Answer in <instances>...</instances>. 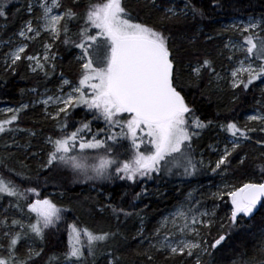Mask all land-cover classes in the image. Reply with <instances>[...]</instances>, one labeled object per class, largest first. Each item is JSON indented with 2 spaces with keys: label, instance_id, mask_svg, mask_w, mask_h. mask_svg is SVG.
<instances>
[{
  "label": "snow or ice",
  "instance_id": "1",
  "mask_svg": "<svg viewBox=\"0 0 264 264\" xmlns=\"http://www.w3.org/2000/svg\"><path fill=\"white\" fill-rule=\"evenodd\" d=\"M6 7L7 0H0V17L6 15ZM33 7L32 3L27 4V12L32 13ZM39 7L42 14L35 17L36 26L34 27L31 19L24 23L19 31L23 41L6 54V66L11 67L14 72L17 63L26 60L30 62V66L31 63L35 64V67H32L33 72L40 69L47 75L45 64L50 60L49 52L54 43L60 41L63 36V44L71 43L80 49V55L76 59L81 69L75 84L64 78L59 89L60 94L55 97L48 96L41 101L46 106L50 101L56 106L55 114L48 113L47 108L45 112L47 117L57 121L61 133L55 138H47L50 150L46 153V160L41 167L52 169L63 166L88 180L119 178L133 183L144 178L152 179L154 174L157 178L161 173L173 175L174 170H180L176 174L182 176L198 174L200 168L206 165L202 154L199 159L193 155V139L199 138L201 132L212 125L213 121H201L186 102L177 67L179 61L169 45L170 37L153 24L139 22V18L126 6V0L89 2L83 13L74 10L80 7V0H73V7L65 8L58 14H53V9L62 7L61 0H51V4L48 0H40ZM185 8L192 12L193 18L197 15L204 16L202 9L190 3H186ZM167 11L171 16H166V19L177 15L174 9L169 8ZM77 20H83V25L76 34L78 43L69 38V24ZM230 29L238 30L243 39L240 44L229 41L225 45L232 51L229 60H232L236 53L243 57H237L236 66L230 70V87L246 91L254 82L264 81V36L255 31L260 29L264 32V19L253 21L250 18L247 24H232L224 30ZM41 33H46L52 41L44 44L42 59L45 63H41L40 55H28L26 51L29 46L27 42L36 40ZM51 59L54 60V54ZM55 69L56 65L52 63L51 70L54 72ZM202 69L214 73L217 81L224 79L216 72L213 62L209 59H204L199 66L193 68V73L199 77ZM64 86H69L70 89L66 93ZM81 106L92 114L93 120L103 119L106 129L93 131L92 121L84 120L70 131L68 117L71 111ZM28 107V104H21L18 108L7 109L11 115L8 119H0V134L24 131L12 125L18 121L21 111ZM254 121L260 122L259 131L264 133V114L257 112L247 117V122ZM247 122L243 127L235 121L219 125L231 135V146H224L222 155L211 169L212 172L221 169V166H224L226 171L230 165L229 158L237 152L242 142L251 139L250 133L257 131L256 128L248 127ZM117 128L119 131H115ZM28 131L31 136L36 135L35 132ZM124 140L129 142L125 148L127 159H121V153L116 151L117 148L123 147L121 141ZM257 143L264 146V140ZM142 146L144 150H141ZM90 150H103L105 155L91 157L87 154ZM245 158H241L239 162L242 164ZM89 159H95L97 162L88 164ZM147 191V188H143L141 192L136 193L135 199H140ZM28 193L39 196L37 189L21 191L12 181L0 176V194L16 197L18 201H27ZM226 194L231 198L228 216L230 225H237L238 218L241 217L250 219L257 212L258 206L264 207V182L244 183ZM213 196L223 200L220 192L213 193ZM15 206L21 211L24 210L20 208L19 203ZM26 206L29 213L35 214L33 223L25 226L19 219L13 218L11 224L6 216L0 219V225L8 228L19 225L21 228L19 232L3 233L8 239V255H0V264H33L44 249L37 250L29 246L26 255L21 258L17 253V245L29 234H34L43 241L46 230L58 224L64 211L47 197L35 199ZM112 211L117 219L119 214L125 217L133 215L124 208L113 207ZM214 216V211L209 213L193 207L185 210L184 205H180L170 217H164L155 230L157 237L163 233L159 245L150 244L149 247L157 248L158 251L166 250L169 256H195L194 264H202L201 254L211 253L200 229L211 228ZM178 221L180 223L177 227ZM169 224L176 229L175 233L169 229ZM25 227L27 232L24 231ZM70 228L69 250L63 255L65 260L73 261L74 264H85L87 259L85 245L81 242L82 234L87 240L88 255L95 254L94 248L99 242L108 241L117 235L111 231L93 232L88 228H78L76 224H72ZM177 233L181 238H176ZM139 234H143L142 229ZM170 236L173 239L170 240ZM225 239V235H220L210 247L215 249ZM4 248L5 245L0 243V249ZM258 255L260 259L252 256L247 260L242 259L240 264H264V242L258 249ZM53 259L56 257H49L48 264H51Z\"/></svg>",
  "mask_w": 264,
  "mask_h": 264
},
{
  "label": "trees",
  "instance_id": "2",
  "mask_svg": "<svg viewBox=\"0 0 264 264\" xmlns=\"http://www.w3.org/2000/svg\"><path fill=\"white\" fill-rule=\"evenodd\" d=\"M26 2V0H7L6 15L0 17V33L4 39L16 32L24 20H27ZM160 2L127 0L129 3L127 5L139 21L155 25L170 37V47L173 48L179 61L177 67L180 83L183 86L182 94L186 102L201 121H213L212 125L205 128L199 138L193 141L194 156L199 159L202 154L203 160H206L209 153L206 149L207 145L217 141L221 136L228 135L225 130H220L219 125L235 121L243 127L244 114L255 106L257 99L264 100V92L257 87L259 81H256L246 91L242 88L237 89L238 99H233L234 92L231 89L214 90L211 85L214 73L203 69L201 75L196 78L190 72H184V67L189 64H200L204 59L211 60L215 69L223 66L225 61L216 57L218 50L216 35L221 32L222 22L236 17L253 16L264 19V0H181L179 4L190 3L202 9L204 16L197 15L193 18L192 12L187 8L189 13L186 16L176 15L171 19L165 18L171 14L166 13L164 9L173 7L175 4H171L168 0H160ZM63 3L66 8L73 7V0H63ZM85 4L87 0H80V7L74 10L83 13ZM78 22L79 20L72 21L69 24L70 30ZM211 33L215 36L209 38L207 34ZM59 47H61L63 59L56 63L57 68L54 72L46 69L47 75L45 71L42 72L43 75L33 74L29 72L26 65H21L22 63L17 64L14 72L12 69L0 68V106L20 105L30 101L31 88L43 82H52L58 70L76 77L78 72L75 71L73 48L65 44ZM36 112L39 113L37 109L30 113L23 112L22 115L25 114V116H20V120L18 119L13 126L39 130L33 142L30 143L27 140L29 145L37 147L35 150L30 149L31 154L40 148L43 134L51 133L55 137L61 134L56 120L35 124L36 119L29 116L36 115ZM27 116L29 119L26 118ZM84 120L92 121L91 113L83 107L75 109L68 117L69 128L74 129L80 121ZM99 123L97 120L92 121L93 131L101 127ZM118 130V128L115 129V131ZM10 135V133L0 134V176L12 181L21 191L35 188L39 192L38 197L28 193L27 201H18L16 197H11L14 205L19 203L20 208L24 209L22 213L28 219L27 224L35 221V214L29 213L26 205L35 199L47 197L64 209L62 219L55 227L46 230L43 241L36 238L34 234H29L28 237L34 236L37 242V250L44 249L41 256L35 258L33 264H48L49 257L53 256L56 259H53L51 264H61L66 261L63 254L69 250V233L72 224H76L78 228H88L93 232L117 233L113 239L99 242L94 248V255H88L87 240L82 234L81 242L85 245L86 264H110V261L113 264H194V257L168 256L155 248H150L148 243V240L152 239L150 235L155 231L158 220L184 202L190 184L181 182L180 178L177 180L175 177L164 174H160L157 178L154 174L151 180L135 183L114 178L111 182L93 180L89 185L70 186L71 177L64 171L65 167L45 169L41 167V164L31 163L23 156L24 160L19 159V154L14 156L7 138ZM252 135L257 136V141L264 140L263 133H252ZM257 141L251 137L249 142H245L237 152L233 153L229 158L230 165L226 171L222 169L226 177L236 180L240 185L251 179L256 180L254 183L264 181V146ZM121 144L123 147L117 148L116 151L120 152V158L124 159L128 157L125 148L129 143L124 140ZM88 154L97 157L105 153L100 150L99 152L89 151ZM243 157L246 158L241 164L239 161ZM204 177L203 171L192 180L198 181ZM143 188H147V193L140 199H135L136 193L141 192ZM2 196L6 194H0V197ZM113 207L124 208L133 215L125 217L119 214L117 219L112 211ZM219 216L222 217L224 227L219 228L215 225L205 229L207 246L211 255L202 253L200 256L202 264H240L242 259L247 260L252 256L260 259L258 249L264 242V207H260L250 219L238 218L237 225H230L227 212L224 214L220 210ZM143 227V234L140 235L139 232ZM27 231L28 229L25 230ZM220 235H225L226 239L221 245L212 249L210 245Z\"/></svg>",
  "mask_w": 264,
  "mask_h": 264
},
{
  "label": "rangeland",
  "instance_id": "3",
  "mask_svg": "<svg viewBox=\"0 0 264 264\" xmlns=\"http://www.w3.org/2000/svg\"><path fill=\"white\" fill-rule=\"evenodd\" d=\"M26 1H27L26 4L32 3L34 6L32 13L27 12V16H28L27 20H29V19L33 20V25L35 27L36 26L35 17L42 14V9L39 7L40 0H26ZM152 1L160 2V0H152ZM168 1H170L171 4L172 3L175 4V6H173V7L171 6L170 8L174 9L175 12H178L177 15L186 16L189 13L188 9L185 8L186 3H183V2H181L180 4L178 3L181 0H168ZM89 2H102V0H87V4ZM48 3L51 4V0H48ZM61 4H62V7L60 9H53V14H58L59 12L63 11L66 8V6H64L63 0H61ZM87 4H85V6ZM127 4H129V3H127V0H126V6L129 8V5H127ZM168 9L169 8L164 9V10L166 13L169 14L170 12L167 11ZM84 10H85V8H84ZM250 18L253 21L262 20L258 17H253V16H250L247 18H239V17L232 18L228 21L222 22V24L220 26L221 32H219L216 35V38H218V41L216 42L217 47H218L216 57L218 56L219 58H222L225 61V64L223 66L221 65L220 67H218L215 70L222 77H224V79L217 81L215 78V74H213V76H212L213 81H212L211 85L214 88V90H217V91H220V90L223 91L225 89H229V90L231 89V91L234 92L232 95L233 99L237 98L238 94H237V89H232L230 87L229 73H230V70L236 66L235 65L236 58L237 57L243 58V57L240 53H236V55L233 56L232 60H229V56H232V51L229 48H226L225 45L228 44L229 41H232L235 44H240L243 42V39H242L241 33L238 30L230 29L228 31H225L224 29L226 27L232 25V24H240L241 22H243L244 24H247ZM26 21L24 20V22L22 23L20 28L18 30H16V32L10 34L7 39H4L2 37V34L0 33V65H1L0 68H2V69L4 68L5 70L12 69L11 67L6 66V64L4 63V61L6 59V54L9 53L10 51L14 50V48L23 41V38L19 36V31L22 29V27ZM139 22H142V21H139ZM82 25H83V20H79L78 24L73 29L70 30V32H69L70 40L76 41L77 43L79 42L78 36L76 34ZM255 31L258 32L261 36L264 35V32H261L260 29H256ZM165 35H167V34H165ZM244 35H247V33H244ZM207 36L209 38H211V37H214L215 35L211 33V34H207ZM63 39H64V37L62 36L60 41H56L53 45L52 50L49 52L50 60L48 63L45 64V69H47L48 71L51 70V64L52 63H54L56 65V63L58 61L63 59V55H62L63 53L61 51V47H59L63 44L61 42ZM25 42H27V41H25ZM27 43L29 45L27 50H26L27 54L28 55H40L41 56V63H45L42 59L43 54H44V44L52 43L50 37L46 33H41V36L39 38H37L34 41L27 42ZM67 45H70L74 51V52H72V56H73L74 61H76V64H75L76 70L75 71L78 72L77 76L73 77L71 75L65 74L64 71L58 70V72L55 74V79L52 82H50V81L43 82L40 85H37L36 87L31 88V90H30V95H31L30 101H26L23 103V104H28L29 107L27 109H24L23 111H21V113L19 114V120H20V116H25V114L22 115L23 112L27 111V113L28 112L30 113L31 111H35L37 109V111H39V113L36 112V115H30L29 116L30 118L33 117L36 119V122H34L35 124H41V123H45L47 121H54L53 119L46 116L45 108H47L48 113L55 114L56 106L51 101L49 102V104L47 106L44 105L43 103H41V101L47 99L48 96L55 97V96L60 94L59 89H60V86L62 83V79L67 78L70 81H72L73 84H75L78 81L79 76H80V72H81L80 64L76 59V57H78L80 55V49L76 48L71 43H69ZM169 45H170V40H169ZM53 54H54V60L51 59ZM19 63H22L21 65H26L29 72H31L33 74L43 75V73H42L43 71H41L40 69H37L35 72L32 71V67H35L34 63H31V66H30V62H28L26 60H22V61L18 62L17 64H19ZM197 66H199V64H197V63L196 64H189L186 67H184V72H190L194 77L198 78L193 73V68H195ZM202 72H203V69L201 70V73ZM61 73H63V76H61ZM201 73H200V75H201ZM257 84H258L257 87L261 88V90L264 92V81H259ZM33 89H35L36 91H32ZM69 90H70L69 86H64V92L65 93L68 92ZM20 105H16V104L10 105L9 104V105L0 106V119L10 118L11 113H8L7 109H9V108L15 109V108H18ZM81 107L84 108V106H81ZM257 112H259L260 114H264V100H262L260 98L256 100L255 106L253 108H251L250 111H248L247 113L244 114L243 120L245 122H247V117L249 115H255V114H257ZM29 117L27 116L26 118L29 119ZM62 117H63V114H61V118ZM25 121H26V119H25ZM92 121H94V120L92 119ZM97 121H99L101 123V124L99 123L101 126L99 129H106V123L103 119H99ZM16 122H14V123H16ZM247 124H248V127L257 129V131L255 133H261L259 131V128L261 127L260 122H258V121L247 122ZM13 126H15V125L13 124L12 127ZM78 126L79 125H77L76 127H78ZM20 129H23L24 131L11 132L10 133L11 135L9 137H7L8 141L11 145V149H10L11 153L14 156L19 154V157H18L19 159H23V157H25L26 160L30 161L31 163H34V164L38 163V165L43 164V162L46 160V153L50 150V146L47 144V138L49 136L55 138V136L51 133L50 134L46 133L43 135L41 134L43 137H42V141L40 143V148L37 149V152L31 154L30 149L35 150L37 147H34L31 144L29 145V142H27V140H29L30 143L33 142L35 140L34 138H36V136H37V133L39 134V130L30 129V128L24 129L23 127H21ZM28 130H30L31 132H35L36 135L31 136L29 134ZM69 130L71 131L74 129H72L70 127ZM220 130L223 131L224 129L220 128ZM250 136L255 141H257V136H253L252 133H250ZM194 139H193V141H194ZM231 139H232V137L228 133V135L221 136L220 138H218L217 141L207 145L206 149L209 150V153H208L207 159L204 160V164L206 166L200 168V170H199V172L204 171V173H205L204 179L198 180V181L192 180L193 177H195L198 174H196L194 176H182V175L176 174L180 170H174L173 175H166V176H170V177L171 176L175 177L177 180H178V178H180L181 182H184V183L186 182V183L190 184V189L187 193L186 199L184 200V202L182 204H180V205H184L185 210H187L188 207H193V208L198 209L199 211H206L209 213H211L213 211L215 212V216L213 217L214 223H213L212 227H214L216 225L217 227L222 228L221 227L222 217L219 216L220 210L222 213L225 214L227 212V215L228 214L230 215L231 198L226 193L228 191L235 190V188L242 186L236 180H233L232 178L225 176L226 173H224L222 171L224 166H221V169H218L216 172H212V170H211L213 167H215V162L219 159L220 155H222V150H223L224 146L226 144H228L229 147L231 146L229 144V141ZM125 141H127V140H125ZM245 142H249V141H244L241 143V145H243ZM141 150H144L143 146H142ZM90 151H92V150H90ZM200 153H202V152L200 151ZM88 155L91 156V154H88ZM102 155H105V154H100L98 156H102ZM127 158L128 157H126L124 159H127ZM89 160H90V163H89ZM89 160L87 161L88 164H93V163L97 162L95 159L94 160L89 159ZM64 171H66L68 173V175L70 174L69 175V177H71L69 179L70 186L89 185V184H91L90 181H93V180L86 179L81 174L77 175L75 172L71 176L73 171L69 168L65 167ZM161 174H164V173H161ZM117 179H119V178H117ZM123 180H127V179H123ZM143 180H151V179L144 178ZM182 180H184V181H182ZM97 181H101V180H97ZM103 181L104 182L105 181L111 182V180H103ZM138 181H142V180H138ZM249 182L254 183V182H256V180L251 179V180L247 181V183H249ZM260 182H264V181H260ZM225 185H227V187H225ZM218 192H220L223 195V200L218 199L217 197L213 196V193H218ZM197 202H199V203H197ZM180 205L176 206L170 212H168L164 216H162L158 220V222L156 223L155 230L159 227L160 222L163 220V218L164 217H170V214L174 213ZM217 205H218V207H217ZM5 209H7V211H5ZM22 212L23 211H21L20 209H18L14 205V200L11 199V196L6 195V196L0 197V219H2L5 216L8 217L9 224H11V220L13 218L19 219V220L23 221L24 225L26 226L28 223V221H27L28 219L25 218L24 213H22ZM205 219H207V218H205ZM179 223L180 222L178 221L177 227L179 226ZM26 229H27V227L24 228V231ZM169 229L174 233L176 232V229L172 228L171 224H169ZM205 229H206V227H201L200 231H201V236L203 237V239L207 240V236H206L207 231ZM143 230H144V227L142 228V231ZM9 231L13 232V233L19 232V231H21V228L19 225L18 226L13 225V226H11V228L0 225V243H3L5 245L4 249H0V255H3L5 257H7V255H8L7 250H6L8 239L3 236V233L9 232ZM150 238H152V239L148 240V243L158 246L159 241L163 238V233H161V236L157 237L155 235V231H154L152 233V235H150ZM176 238L177 239L181 238L178 233L176 235ZM189 238H191V237H189ZM169 239L171 240V239H173V237L170 236ZM29 246H31L35 249L38 248V245H37V242L35 241L34 236L25 237L17 245L18 255H20L21 257H24L27 253V248ZM155 250H157V248H155ZM158 252H162L165 255H168V252L166 250H159ZM193 257L195 258V256H193ZM186 258H191V257H186ZM61 264H74V262L66 260V261L62 262ZM110 264H113V262L110 261Z\"/></svg>",
  "mask_w": 264,
  "mask_h": 264
},
{
  "label": "water",
  "instance_id": "4",
  "mask_svg": "<svg viewBox=\"0 0 264 264\" xmlns=\"http://www.w3.org/2000/svg\"><path fill=\"white\" fill-rule=\"evenodd\" d=\"M257 183H259V182H257ZM260 208V206H258V209Z\"/></svg>",
  "mask_w": 264,
  "mask_h": 264
}]
</instances>
